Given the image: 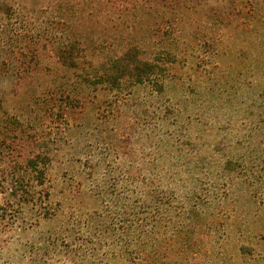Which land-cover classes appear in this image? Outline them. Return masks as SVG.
<instances>
[{"label":"trees","instance_id":"trees-1","mask_svg":"<svg viewBox=\"0 0 264 264\" xmlns=\"http://www.w3.org/2000/svg\"><path fill=\"white\" fill-rule=\"evenodd\" d=\"M247 2L246 10L236 7L223 11L219 21L222 32L210 39L212 47L204 49L216 57L217 66L228 68L229 77L236 73L239 80L252 79L248 87L255 111L243 119L254 133L264 131V0ZM199 51L193 50L188 56L161 50L146 58L134 43L95 62L87 59L89 49H81L76 41L54 47L58 63L74 71L77 80L115 93L105 114L96 118L107 128L104 141L109 165L102 170L100 161L90 167L93 173L97 170L98 177V169L101 171L94 190L105 207L102 212L95 209L74 216L59 230L35 233L31 242L16 241L18 232H35L34 227L42 220L58 217L61 209L53 205L51 187L47 185L51 156L30 148L41 141L40 136L30 135L31 140H25L30 142V150L23 160L10 161L5 168H1L6 158L2 149L11 148L15 142L2 137L1 193L9 191L0 205L2 252L16 243L14 258L27 260V264H197L202 257H212L219 244L212 241L226 231L223 214L236 206L227 190L219 189L214 181L209 186L204 181L213 179L218 170L235 173L240 164L230 155H224V161L218 159L227 145L219 137L216 120L205 122L193 113L184 116L183 102L188 107L190 102L174 101L170 96L169 82L177 79L179 65L186 64L187 57H197ZM199 65L194 73H199L201 79L195 82L194 92L203 106L207 104L203 99L206 95L228 90H222L219 74ZM126 87L142 88L145 95L140 99L131 97V92L124 95ZM245 87L243 80L239 86L233 85L234 97ZM21 146L14 145V151L25 148ZM168 162L189 166L190 176L180 178L182 184H177L181 173ZM189 180L196 187L191 198H184ZM197 187H206L204 196ZM248 250L242 247V255Z\"/></svg>","mask_w":264,"mask_h":264},{"label":"rangeland","instance_id":"rangeland-1","mask_svg":"<svg viewBox=\"0 0 264 264\" xmlns=\"http://www.w3.org/2000/svg\"><path fill=\"white\" fill-rule=\"evenodd\" d=\"M232 1L0 0V139L15 142L11 148L0 147L6 157L1 168L10 161H22L30 148L49 153L52 161L47 185L51 187L53 205L61 209L58 217L42 220L34 227L35 232H18L16 241L31 242L35 233L59 230L74 216L88 210L102 212L105 207L94 190L101 171L98 169V177L97 170L93 173L90 167L100 161L102 170L109 165L104 141L107 128L96 118L105 114L115 93L77 80L74 71L58 63L54 47L76 41L81 49H89L87 59L97 62L137 43L146 58L161 50L188 56L200 50L197 57H187L186 64L179 65L177 79L169 82L170 96L174 101L190 102L189 107L183 102L184 116L193 113L205 122L216 120L219 137L227 145L218 159L224 161V155H230L240 164L235 173L218 170L213 179L204 181L207 186L214 181L219 189L227 190L236 207L223 214L226 231L212 241L219 243L212 257H202L197 264H264V131L250 132L243 119L255 111L248 87L252 79L242 78L245 91L241 89L234 97L236 88L232 86H239L241 80L235 72L231 79L228 68L217 66L216 57L204 49L212 47L210 39L221 34L219 21L224 10L249 7L247 0H237L236 4ZM198 63L208 72L219 74L222 90H228L206 95L203 99L207 104L203 106L194 92L195 82L201 79L199 73H194ZM129 92L137 99L145 95L142 88L122 90L124 95ZM30 135L40 136L41 141L29 148L30 142L25 140H31ZM14 145L25 148L14 151ZM167 165L181 173L177 184H182L180 178L190 176L189 166ZM188 183L184 198H191L196 187L190 185V180ZM199 188L204 196L206 187L205 191ZM1 191L0 183V205L9 196V191ZM17 247L15 243L0 250V264H27V260L14 258ZM242 247L251 250L242 255Z\"/></svg>","mask_w":264,"mask_h":264}]
</instances>
